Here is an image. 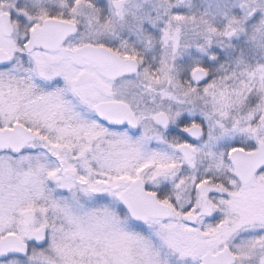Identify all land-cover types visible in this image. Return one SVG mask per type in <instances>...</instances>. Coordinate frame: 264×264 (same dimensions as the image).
Masks as SVG:
<instances>
[{
  "label": "snow or ice",
  "instance_id": "6c2138e0",
  "mask_svg": "<svg viewBox=\"0 0 264 264\" xmlns=\"http://www.w3.org/2000/svg\"><path fill=\"white\" fill-rule=\"evenodd\" d=\"M0 264H264V0H0Z\"/></svg>",
  "mask_w": 264,
  "mask_h": 264
}]
</instances>
